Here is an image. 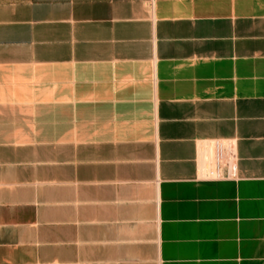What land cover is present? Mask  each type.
I'll return each instance as SVG.
<instances>
[{
    "label": "crops",
    "instance_id": "1",
    "mask_svg": "<svg viewBox=\"0 0 264 264\" xmlns=\"http://www.w3.org/2000/svg\"><path fill=\"white\" fill-rule=\"evenodd\" d=\"M0 264H264V0H0Z\"/></svg>",
    "mask_w": 264,
    "mask_h": 264
},
{
    "label": "built area",
    "instance_id": "2",
    "mask_svg": "<svg viewBox=\"0 0 264 264\" xmlns=\"http://www.w3.org/2000/svg\"><path fill=\"white\" fill-rule=\"evenodd\" d=\"M201 177L233 179L236 176L235 153L232 144L214 142L198 162Z\"/></svg>",
    "mask_w": 264,
    "mask_h": 264
}]
</instances>
